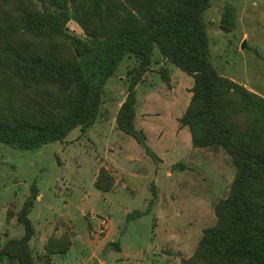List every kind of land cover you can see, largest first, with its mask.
Returning <instances> with one entry per match:
<instances>
[{
    "label": "trees",
    "instance_id": "1",
    "mask_svg": "<svg viewBox=\"0 0 264 264\" xmlns=\"http://www.w3.org/2000/svg\"><path fill=\"white\" fill-rule=\"evenodd\" d=\"M214 0H0V143L34 150L86 133L99 120L104 90L129 56L127 97L118 128L133 137L156 162L158 155L136 126L137 87L155 52L195 79L180 126L195 149H223L236 167L227 198L215 206L217 222L204 230L194 254L180 264H264V98L219 73L211 60L205 12ZM237 8L227 4L221 29L237 28ZM76 23L84 37L70 32ZM169 82L167 71L161 72ZM101 168L95 186H115ZM153 194L156 191L153 187ZM40 196L32 185L17 213L21 238L0 244V260L50 264L72 247L70 233L51 238L42 254L31 247L29 218ZM149 211H135L129 219ZM13 218L8 211L7 222Z\"/></svg>",
    "mask_w": 264,
    "mask_h": 264
},
{
    "label": "rangeland",
    "instance_id": "2",
    "mask_svg": "<svg viewBox=\"0 0 264 264\" xmlns=\"http://www.w3.org/2000/svg\"><path fill=\"white\" fill-rule=\"evenodd\" d=\"M227 4L238 13L232 33L221 29ZM205 20L214 67L264 98V0H214ZM69 28L84 37L76 23ZM136 65L129 56L120 64L105 87L101 116L86 133L77 128L64 140L34 150L0 143V244L24 236L17 213L36 183L40 198L29 215L36 231L32 249L42 254L51 238L66 232L72 242L70 250L54 256L50 264H180L194 254L204 230L217 222L215 206L228 197L236 167L223 149L192 146L191 133L180 126V118L192 98L195 79L169 64L159 51L137 87L135 122L160 161L118 128L128 72ZM107 143L122 148L112 155L121 171L117 176L111 171L115 186L102 192L94 180L97 169L111 157ZM146 210L142 217L129 219L131 213ZM92 212L108 222L107 235L99 239L90 236L97 223L90 218Z\"/></svg>",
    "mask_w": 264,
    "mask_h": 264
},
{
    "label": "crops",
    "instance_id": "3",
    "mask_svg": "<svg viewBox=\"0 0 264 264\" xmlns=\"http://www.w3.org/2000/svg\"><path fill=\"white\" fill-rule=\"evenodd\" d=\"M184 128V127H183ZM191 141H192V138H191ZM115 149V151L113 152V150ZM120 149V150H119ZM107 150L109 151V153H110V155H111V157H108V159L107 160H105V163H102L101 165H100V167L97 169V173H96V175H95V179H96V177H97V175H98V173H99V170L101 169V168H106V169H108V170H110V171H115L116 173H115V175L117 176V172H118V170H120L121 171V166H120V164L118 163V162H115L114 160H113V157H112V155L116 152V153H118V154H120V152L122 151V148L121 147H118V146H112V144H110V143H107ZM156 153V152H155ZM157 154V153H156ZM129 161V160H128ZM130 161H131V163L133 162V160H132V158H130ZM129 161V162H130ZM95 181V180H94ZM38 198H40V196L38 197ZM103 214H105V215H107V213H103ZM108 237H110L109 235H108ZM107 237V238H108Z\"/></svg>",
    "mask_w": 264,
    "mask_h": 264
},
{
    "label": "built area",
    "instance_id": "4",
    "mask_svg": "<svg viewBox=\"0 0 264 264\" xmlns=\"http://www.w3.org/2000/svg\"><path fill=\"white\" fill-rule=\"evenodd\" d=\"M90 218L97 221L96 225L90 230V236L93 239H99L106 236L109 230L108 222L103 219L100 214H97L95 212H92L90 214Z\"/></svg>",
    "mask_w": 264,
    "mask_h": 264
},
{
    "label": "water",
    "instance_id": "5",
    "mask_svg": "<svg viewBox=\"0 0 264 264\" xmlns=\"http://www.w3.org/2000/svg\"><path fill=\"white\" fill-rule=\"evenodd\" d=\"M245 46H246V42H244L241 47L245 48Z\"/></svg>",
    "mask_w": 264,
    "mask_h": 264
}]
</instances>
